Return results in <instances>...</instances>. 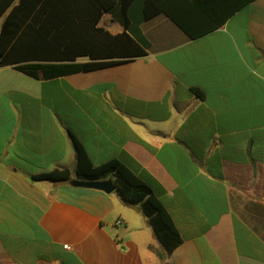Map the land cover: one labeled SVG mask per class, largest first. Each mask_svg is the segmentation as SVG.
Listing matches in <instances>:
<instances>
[{
  "label": "crops",
  "instance_id": "crops-1",
  "mask_svg": "<svg viewBox=\"0 0 264 264\" xmlns=\"http://www.w3.org/2000/svg\"><path fill=\"white\" fill-rule=\"evenodd\" d=\"M136 25L133 61L51 80L0 67V264H264V0L196 40L153 8ZM72 136L152 189L183 239L171 255L118 185L34 180L78 179Z\"/></svg>",
  "mask_w": 264,
  "mask_h": 264
},
{
  "label": "trees",
  "instance_id": "trees-1",
  "mask_svg": "<svg viewBox=\"0 0 264 264\" xmlns=\"http://www.w3.org/2000/svg\"><path fill=\"white\" fill-rule=\"evenodd\" d=\"M253 1L0 0V67H12L37 80H51L115 66L148 55V43L136 24L151 8L196 40L222 28ZM133 9L139 13L133 15ZM105 15L120 24L122 33L113 35L100 25ZM192 92L205 99L201 90L193 88ZM72 140L77 155L75 177L83 181L114 178V184L126 194V203L140 205L165 254L171 255L183 239L152 189L118 160L94 166L76 138L72 136ZM33 178L52 183L73 181L67 169Z\"/></svg>",
  "mask_w": 264,
  "mask_h": 264
},
{
  "label": "water",
  "instance_id": "water-1",
  "mask_svg": "<svg viewBox=\"0 0 264 264\" xmlns=\"http://www.w3.org/2000/svg\"><path fill=\"white\" fill-rule=\"evenodd\" d=\"M70 184L74 187L88 188V189L102 191L106 194H112L117 189L112 179L106 181H83V180L75 179Z\"/></svg>",
  "mask_w": 264,
  "mask_h": 264
},
{
  "label": "rangeland",
  "instance_id": "rangeland-1",
  "mask_svg": "<svg viewBox=\"0 0 264 264\" xmlns=\"http://www.w3.org/2000/svg\"><path fill=\"white\" fill-rule=\"evenodd\" d=\"M84 189H88V188H84ZM90 190H93V189H90Z\"/></svg>",
  "mask_w": 264,
  "mask_h": 264
}]
</instances>
